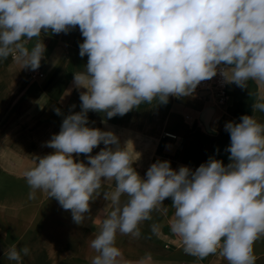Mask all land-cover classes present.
<instances>
[{"label": "clouds", "instance_id": "clouds-1", "mask_svg": "<svg viewBox=\"0 0 264 264\" xmlns=\"http://www.w3.org/2000/svg\"><path fill=\"white\" fill-rule=\"evenodd\" d=\"M77 26L84 38L79 55L87 56L73 78L76 89H86L81 111L63 119L46 142L54 151L34 157L25 172L30 198L46 194L82 224L102 185L114 182V191L103 192L112 210L90 240V264H131L116 246L117 234L139 237L153 212H167L166 198L174 209L170 233L186 254L219 253L228 264H256L254 244L264 237V123L243 115L225 124L227 165L210 157L194 171L174 170L158 160L141 177L129 142L122 147L112 131L88 126V113L110 119L141 104H167L170 96H193L217 74L242 89L250 80L264 89V0H0V60L11 56L36 70L46 46L37 39L29 49L28 42ZM252 109L264 112V90ZM81 154L87 163L74 158ZM151 228L159 231L158 224ZM29 254L27 246L15 245L5 253L16 264Z\"/></svg>", "mask_w": 264, "mask_h": 264}, {"label": "crops", "instance_id": "crops-1", "mask_svg": "<svg viewBox=\"0 0 264 264\" xmlns=\"http://www.w3.org/2000/svg\"><path fill=\"white\" fill-rule=\"evenodd\" d=\"M43 40L44 58L38 68L43 77H33L30 68H21L10 56L0 60V264H16L5 255L8 248L27 246L28 256L22 264H90L95 253L89 243L99 231L105 214L111 211L103 192L114 191V182H105L101 194L90 203V212L82 224L72 219L57 200L37 193L30 198V188L23 168H6L5 162H34V157L54 150L46 142L58 134L63 119L81 111L80 92L73 86L74 73L84 71L87 56L79 55L83 37L76 29L65 33H42L29 41L30 49ZM264 89L250 80L247 88L227 83L228 101L216 106L207 96L169 97L167 104H141L124 116L107 118L106 114L90 111V127L112 131L122 147L126 146L137 161L133 167L141 177L156 161H170L174 170L187 166L193 171L210 157L230 161L225 149L230 145V134L225 131L229 121L240 122L243 115H254L264 123V112L253 113L252 105ZM75 105L73 108L72 106ZM60 109L61 114L56 113ZM184 116H189L188 120ZM176 136L170 139L165 134ZM104 145L93 149L96 155ZM87 163L85 155L74 157ZM127 198L122 197L124 202ZM167 212H153L152 219L139 226L140 236L117 234L116 246L123 257L137 264H228L219 253L204 259L184 252L178 237L169 230L174 214L171 198L163 202ZM159 225L153 233L151 225ZM256 264H264V237L254 244Z\"/></svg>", "mask_w": 264, "mask_h": 264}, {"label": "built area", "instance_id": "built-area-1", "mask_svg": "<svg viewBox=\"0 0 264 264\" xmlns=\"http://www.w3.org/2000/svg\"><path fill=\"white\" fill-rule=\"evenodd\" d=\"M31 74L33 77H43V74L38 69L33 70ZM194 95L197 97L207 96L216 106L223 107L228 101L227 83L223 77L217 74L211 80L201 82ZM184 119L188 120L189 116H184ZM165 136L170 139H175V136L170 134H165Z\"/></svg>", "mask_w": 264, "mask_h": 264}, {"label": "rangeland", "instance_id": "rangeland-1", "mask_svg": "<svg viewBox=\"0 0 264 264\" xmlns=\"http://www.w3.org/2000/svg\"><path fill=\"white\" fill-rule=\"evenodd\" d=\"M1 164H4L7 169L13 168L16 165L17 168H23V170L26 172L29 168L33 166L34 162H5Z\"/></svg>", "mask_w": 264, "mask_h": 264}, {"label": "bare ground", "instance_id": "bare-ground-1", "mask_svg": "<svg viewBox=\"0 0 264 264\" xmlns=\"http://www.w3.org/2000/svg\"><path fill=\"white\" fill-rule=\"evenodd\" d=\"M171 135V134H170ZM174 136V135H173ZM175 139H176V136H175Z\"/></svg>", "mask_w": 264, "mask_h": 264}]
</instances>
